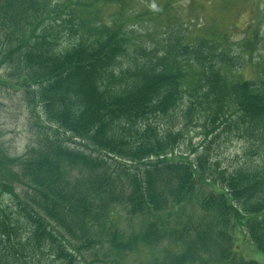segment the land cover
I'll use <instances>...</instances> for the list:
<instances>
[{
	"label": "trees",
	"instance_id": "obj_1",
	"mask_svg": "<svg viewBox=\"0 0 264 264\" xmlns=\"http://www.w3.org/2000/svg\"><path fill=\"white\" fill-rule=\"evenodd\" d=\"M163 1L0 0L8 79L45 122L14 162L25 192L0 210V264H77L105 244L114 263L139 251L146 264H256L236 256L237 228L264 256V76L231 80L237 57L220 39L191 45L171 20L137 46L133 25L161 24L177 0ZM185 98L184 127L205 121L193 161L174 156L184 131L164 126ZM233 131L259 163L209 165L206 145ZM194 194L198 212L179 219ZM119 209L142 228L111 225Z\"/></svg>",
	"mask_w": 264,
	"mask_h": 264
},
{
	"label": "rangeland",
	"instance_id": "obj_2",
	"mask_svg": "<svg viewBox=\"0 0 264 264\" xmlns=\"http://www.w3.org/2000/svg\"><path fill=\"white\" fill-rule=\"evenodd\" d=\"M157 2H151V7L155 8ZM167 3H170V0ZM160 5L158 3V8L162 10ZM175 6L167 13L164 11L166 15L161 17L163 19L161 24L158 21L148 20V22L144 21L133 25L137 34H143L142 37L135 39L137 46L149 50L152 40L160 41L165 38V32H172L167 23L168 20H171L179 23L176 24L177 28H174L173 31L178 29V33L183 34L191 45L200 39H220L219 42L223 45V49H228L232 56L237 57V64L228 75L231 80H249L255 79L259 75L264 76V0H177ZM112 12L114 11H107L105 20L111 16ZM183 23L192 27L184 31L181 27ZM2 40L3 36L0 34V48ZM135 57L139 62L145 60V56L136 55ZM123 65H126V61ZM8 73V65L4 63L0 53V210L14 207V196H23L25 185L23 182L20 183L19 179H15L13 174L17 172V168L14 164L16 159L25 156L29 147L42 140L41 132L43 131H40L37 126H45L44 118L37 108L33 112L29 111V104L22 89L14 88L15 91L12 89ZM186 106L185 98L171 117L172 124L165 121L164 126L173 128V131H184V139L175 149L174 156L182 155L193 161L197 152L201 153L203 149L206 129L202 125L205 124V121L197 117L195 124H188L187 127H184L187 120L183 118L182 114ZM217 134V138L206 145L209 165L218 164L217 168L224 170L235 168L243 163L251 164V166L259 163L258 157L249 156L248 144L242 139H238L234 131L231 134H222L221 132ZM72 143L68 140V145L71 148L81 149L77 146V142ZM213 168L217 169L215 166ZM1 174L9 178L3 180ZM194 195L192 202L186 204L182 211L176 207L175 214L179 219L184 218L183 211L185 214L198 212L197 202L194 201L197 198L199 201L200 195ZM11 211H18V208H12ZM110 218L111 225L128 234L142 228V219H129L121 209L116 214H112ZM160 218L164 219L165 217L159 215ZM233 237L235 239L233 250L238 258L250 260L256 264H264V256L249 244V240L241 228L233 230ZM100 249L102 251H99ZM93 250L97 251L96 256L85 251L84 259L78 261L77 264H146L152 257L137 251L132 255L128 253L125 259L116 260L114 263L113 258L108 254L106 244L102 248ZM107 254L108 260L105 263L103 261L106 260Z\"/></svg>",
	"mask_w": 264,
	"mask_h": 264
}]
</instances>
